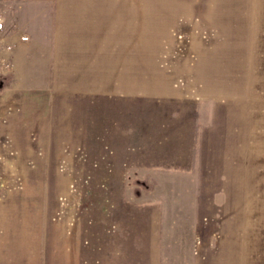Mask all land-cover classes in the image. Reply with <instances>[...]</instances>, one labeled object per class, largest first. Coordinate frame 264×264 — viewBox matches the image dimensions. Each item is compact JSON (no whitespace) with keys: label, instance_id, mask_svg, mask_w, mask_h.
<instances>
[{"label":"rangeland","instance_id":"1","mask_svg":"<svg viewBox=\"0 0 264 264\" xmlns=\"http://www.w3.org/2000/svg\"><path fill=\"white\" fill-rule=\"evenodd\" d=\"M220 1L0 0V264H107L130 219L160 235L155 264H190L196 244L217 249L225 220L206 204L237 194L223 192L227 162L207 129L230 100L244 126L241 202H264V0L235 3L227 22L237 27L241 8V35L221 30ZM88 5L103 6L98 19ZM239 41L241 81H217L225 59L211 54L213 68L205 56ZM75 51L85 60L63 65Z\"/></svg>","mask_w":264,"mask_h":264},{"label":"crops","instance_id":"2","mask_svg":"<svg viewBox=\"0 0 264 264\" xmlns=\"http://www.w3.org/2000/svg\"><path fill=\"white\" fill-rule=\"evenodd\" d=\"M220 2H223L222 10H224L227 6L229 9L228 13L222 14V17L225 18V22L222 23L224 25L221 27V30L226 34L237 33L238 35H241V31H243L241 28V8L237 10L240 17L238 26L236 27L233 25H228L227 22V18L235 12V3L241 2V0H221ZM77 6L78 9H81L82 13L84 10V5L78 4ZM87 7L91 10L92 8L97 9L99 7L98 10H96V19L99 18V15L103 13L104 10L103 6L94 7L88 5ZM72 13L75 16L76 11H72L70 14ZM83 13L88 14L87 12ZM67 14L68 11L65 15L63 14L64 16L62 15V17L68 19L70 18V20L73 19L72 16H69ZM70 20H68V22ZM81 21L78 18V22H76V24L82 26L84 21ZM85 23L86 21L84 22V24ZM239 42L240 45L224 44V47H220L221 51L218 50V53H210L209 55L205 56L203 64L211 66L213 65V68L214 65H216V62L211 60L217 59V57H214L216 56V54H218L220 59H225L224 61L225 65H227V69L224 74L222 73V79H217L216 77L217 81L221 80L222 82L227 83H235L241 81V70H243L244 66H246V62L241 61V59L243 60V58L245 57V53L243 52V49L245 48L241 46V41ZM227 44H232V42ZM113 45L117 44L115 43ZM120 46L124 47V45L121 44ZM86 49H101V44H93ZM76 53V58L67 57V54L66 56L62 57V64L67 66L80 65L79 60L82 61L83 57L80 55V52L77 51H75V53L73 54ZM211 54L213 55L211 56V63H209L208 57ZM236 67H238V75L234 72V69ZM213 68H210V70L212 71L211 73H213ZM214 74H216V72H214ZM235 76L238 77L236 78ZM226 88H228L229 90H227L231 91V93L235 90V87H233L232 85H227ZM239 90H241L240 86H238V91ZM229 95L233 96L231 98L234 100L235 95H231L230 92ZM236 96L241 99V97H239V94ZM235 105V101L230 100L229 105L225 106L224 109H212V121H210L207 129V145L211 148L215 145L220 146L219 152L222 155V159L220 161L227 162L226 166L220 171L221 173H223V175L227 176L230 182L227 186H224L225 189H223V192L227 195L237 194V197L230 196L228 201L221 202V204H216V202L212 201H209V203L206 204L207 206L205 209L208 210V213L211 216L216 218H223L225 220L224 226L222 228L221 239H219L220 243L217 249H213L207 246L206 243H202L200 248H197L196 244L194 250L195 255H201V258H198L195 255L191 257L190 255L192 259L190 261V264H246L247 258L249 257H252L254 260L255 258H259L261 260L264 259V202H250L249 204L246 201L241 202V189H245L244 187L241 188L240 185L241 170L243 169V167L241 166V128H243L244 126H241V106L238 105V107ZM211 159H213V157ZM239 198L240 200H237ZM241 205L247 208L242 209ZM241 209L243 210V212H241ZM191 214L193 218L190 217L188 221H185V224L189 225L190 228H195V223L198 218L197 209H193V213ZM153 221L156 220L153 219L151 222ZM129 222L130 223L124 225L120 224L119 230L115 232L112 237H110L111 240L109 241V248L107 249H109L113 257L107 264H109L111 261H113L115 264H136L134 262L135 257H137L138 259L140 257L142 260L148 259L149 264H155L154 262H152V260L149 261V259H160L162 258V256L165 257L163 254H161L165 246L162 243L160 235L151 234L149 230L147 231L144 229H142L139 234L133 228L132 219H130ZM156 222L157 225H159L160 219H158ZM153 224L154 222L152 223V225ZM113 225L117 226L116 223ZM174 225H181V222H175ZM194 230L195 229H193L191 232L193 235ZM139 238H142L140 245L137 242V239ZM176 243L177 242L174 243V249L177 248ZM189 250L190 249L186 251L187 254L188 252L189 254H191L192 248L191 252ZM102 256H105V252ZM106 260L107 257L105 256V264ZM98 263L99 262L97 261L93 264ZM255 264H260V262L256 261Z\"/></svg>","mask_w":264,"mask_h":264}]
</instances>
